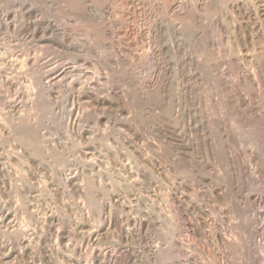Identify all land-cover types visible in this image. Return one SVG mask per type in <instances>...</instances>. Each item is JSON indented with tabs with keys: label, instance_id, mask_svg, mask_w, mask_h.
I'll use <instances>...</instances> for the list:
<instances>
[{
	"label": "rangeland",
	"instance_id": "374dc122",
	"mask_svg": "<svg viewBox=\"0 0 264 264\" xmlns=\"http://www.w3.org/2000/svg\"><path fill=\"white\" fill-rule=\"evenodd\" d=\"M0 57V264H264V0H0Z\"/></svg>",
	"mask_w": 264,
	"mask_h": 264
},
{
	"label": "bare ground",
	"instance_id": "6f19581e",
	"mask_svg": "<svg viewBox=\"0 0 264 264\" xmlns=\"http://www.w3.org/2000/svg\"><path fill=\"white\" fill-rule=\"evenodd\" d=\"M38 1V0H37ZM220 1V0H219ZM249 1V0H248ZM76 2V1H75ZM243 4H245V3H243ZM27 5V4H26ZM72 5V4H71ZM225 5V4H224ZM35 6V5H34ZM78 6L79 5H77V8H78ZM189 6V5H188ZM256 6V5H255ZM80 7H82V6H80ZM79 7V8H80ZM180 7H182V6H180ZM197 8V7H196ZM256 8V7H255ZM254 8V9H255ZM17 9V8H16ZM80 9H83V8H80ZM205 9V8H204ZM236 11V10H235ZM9 12V11H8ZM61 12V11H60ZM83 12V11H82ZM57 13V12H56ZM201 13V12H200ZM231 13H233V12H231ZM62 14V13H61ZM67 14V13H66ZM199 15V14H198ZM233 15V14H232ZM16 16V15H15ZM257 16V15H256ZM16 18V17H15ZM55 18V17H54ZM255 18V17H254ZM186 19V18H185ZM196 19V18H195ZM261 19V18H260ZM65 20V19H64ZM188 20V19H187ZM240 20V19H239ZM10 21V20H9ZM12 21V20H11ZM59 21V20H58ZM186 21V20H185ZM191 21V20H190ZM59 23V22H58ZM262 23V22H261ZM70 24V23H69ZM3 25V24H2ZM8 26V25H7ZM16 28V27H15ZM192 29V28H191ZM18 30V29H17ZM195 30V29H194ZM260 31V30H259ZM34 32V31H33ZM62 36V35H61ZM48 37V36H47ZM46 38V37H45ZM13 39V38H12ZM53 39V38H52ZM21 40V39H20ZM19 41V40H18ZM28 42V41H27ZM45 45V44H44ZM20 46V45H19ZM9 47H11V46H9ZM51 47V46H50ZM49 47V48H50ZM48 48V49H49ZM53 48V47H52ZM16 49V48H15ZM54 49V48H53ZM170 49V48H169ZM24 51V50H23ZM57 51V50H56ZM63 51V50H62ZM65 51V50H64ZM46 52V51H45ZM51 52V51H50ZM89 53H91V52H89ZM27 54V53H26ZM35 54V53H34ZM49 54V53H48ZM67 55V54H66ZM63 56V55H62ZM36 57V56H35ZM51 57V56H50ZM1 58V57H0ZM53 58V57H52ZM29 59V58H28ZM34 59V58H33ZM71 59V58H70ZM69 59V60H70ZM16 62V61H15ZM71 63V62H70ZM237 64V63H236ZM11 65V64H10ZM16 65V64H15ZM215 65H217V64H215ZM2 66V65H1ZM57 66V65H56ZM14 67H16V66H14ZM260 67V66H259ZM23 68V67H22ZM40 70V69H39ZM46 71H48V70H46ZM51 72V71H50ZM49 72V73H50ZM59 72V71H58ZM12 73V72H11ZM34 73V72H33ZM70 74V73H69ZM21 75V74H20ZM26 75V74H25ZM44 75H46V74H44ZM47 77V76H46ZM51 77V76H50ZM62 78V76L60 75V76H58V78ZM33 78V77H32ZM58 78H56V79H58ZM60 78V79H61ZM30 79V78H29ZM59 79V80H60ZM8 80V79H7ZM38 83V82H37ZM41 83V82H40ZM56 83V82H55ZM59 83V82H58ZM70 84V83H69ZM72 84V83H71ZM74 84V83H73ZM72 84V85H73ZM86 84V83H85ZM51 85V84H50ZM57 85V84H56ZM71 85V86H72ZM32 86V85H31ZM41 86V85H40ZM45 86V85H44ZM47 86V85H46ZM53 86V85H52ZM70 86V87H71ZM82 87V86H81ZM71 88H73V87H71ZM67 89H68V87H67ZM18 90V89H17ZM16 90V91H17ZM40 91V90H39ZM49 91V90H48ZM4 92V91H3ZM18 93V92H17ZM23 93H25V92H23ZM47 95V94H46ZM43 96V95H42ZM75 96V95H74ZM12 100V99H11ZM21 101V100H20ZM95 101V100H94ZM10 102V101H9ZM36 103V102H35ZM93 103V102H92ZM16 104V103H15ZM100 104V103H99ZM14 106V105H13ZM45 106V105H44ZM45 108V107H44ZM24 109V108H23ZM25 111V110H24ZM17 112V111H16ZM54 112V111H53ZM4 113V112H3ZM21 113V112H20ZM11 117V116H10ZM27 117V116H26ZM94 117V116H93ZM1 118V117H0ZM84 118V117H83ZM3 119V118H2ZM17 119V118H16ZM9 120V119H8ZM90 120V119H89ZM16 122V121H15ZM19 122V121H18ZM6 124V123H5ZM74 124V123H73ZM26 125V124H25ZM84 125V124H83ZM11 128V127H10ZM23 128V127H22ZM26 129V128H25ZM12 130H13V128H12ZM28 130V129H27ZM82 130V129H81ZM15 131H17V130H15ZM17 134V133H16ZM18 134H19V132H18ZM31 135V134H30ZM24 136V135H23ZM10 138V137H9ZM18 139V138H17ZM21 140V139H20ZM18 141V140H17ZM4 142V141H3ZM23 142H24V140H23ZM26 142V141H25ZM10 144H11V142H10ZM35 144V143H34ZM38 144V143H37ZM52 144V143H51ZM5 146H7V145H5ZM22 146V145H21ZM34 146V145H33ZM94 146V145H93ZM29 147V146H28ZM31 147V146H30ZM88 147V146H87ZM34 149V148H33ZM34 151V150H33ZM14 152V151H13ZM16 152V151H15ZM54 152V151H53ZM37 153V152H36ZM43 153H45V152H43ZM1 154V153H0ZM55 154V153H54ZM103 154V153H102ZM119 154V153H118ZM20 155V154H19ZM38 155V154H37ZM127 155V154H126ZM115 156H116V154H115ZM121 156V155H120ZM50 157H51V155H50ZM20 158V157H19ZM32 158H33V156H32ZM52 158V157H51ZM8 159V158H7ZM47 161V160H46ZM53 161V160H52ZM59 162V161H58ZM25 165V164H24ZM90 165V164H89ZM2 166V165H1ZM15 166V165H14ZM7 167H8V165H7ZM5 168V167H4ZM94 168V167H93ZM5 171V170H4ZM24 171V170H23ZM9 172V171H8ZM16 172V171H15ZM25 175V174H24ZM103 175V174H102ZM113 175V174H112ZM4 176V175H3ZM41 176V175H40ZM51 176V175H50ZM25 177V176H24ZM32 177V176H31ZM42 177V176H41ZM101 177V176H100ZM103 177H104V175H103ZM112 178V177H111ZM4 179V178H3ZM82 179H84V178H82ZM114 181V180H113ZM85 183V182H84ZM90 183V182H89ZM46 184V183H45ZM93 184V183H92ZM72 187V186H71ZM91 188V187H90ZM71 190V189H70ZM92 190V189H91ZM103 190V189H102ZM19 191V190H18ZM82 192V191H81ZM86 192V191H85ZM95 192V191H94ZM107 193V192H106ZM105 194V193H104ZM90 195V194H89ZM91 196H93V195H91ZM1 199V198H0ZM22 200V199H21ZM37 201V200H36ZM91 201V200H90ZM25 203V202H24ZM91 205V204H90ZM26 206H28V205H26ZM34 206V205H33ZM94 206H95V204H94ZM101 206V205H100ZM97 207V206H96ZM17 209V208H16ZM93 209V208H92ZM7 211V210H6ZM92 213V212H91ZM25 215V214H24ZM37 215V214H36ZM46 216V215H45ZM135 216V215H134ZM25 217V216H24ZM47 217V216H46ZM129 217V216H128ZM28 219V218H27ZM134 219V218H133ZM21 221V220H20ZM150 222V221H149ZM153 224V223H152ZM155 224V223H154ZM30 226V225H29ZM1 230H2V228H1ZM44 230V229H43ZM121 230V229H120ZM21 231V230H20ZM114 232H115V230H114ZM126 232V231H125ZM13 234V233H12ZM121 234V233H120ZM12 236H14V235H12ZM7 237V236H6ZM91 237V236H90ZM89 237V238H90ZM4 238V237H3ZM8 238V237H7ZM21 238V237H20ZM59 239V238H58ZM85 239V238H84ZM121 239V238H120ZM21 240V239H20ZM31 240V239H30ZM57 240V239H56ZM73 240V239H72ZM91 240V239H90ZM14 241V240H13ZM124 244V243H123ZM40 245V244H39ZM49 245V244H48ZM103 245V244H102ZM101 245V246H102ZM113 245V244H112ZM118 245V244H117ZM17 246V245H16ZM111 246V245H110ZM121 246V245H120ZM19 247V246H18ZM99 247V246H98ZM91 248V247H90ZM101 248V247H100ZM22 249V248H21ZM231 249V248H230ZM116 250V249H115ZM114 250V251H115ZM232 250V249H231ZM5 251V250H4ZM52 251V250H51ZM97 251H98V249H97ZM117 253V252H116ZM17 254V253H16ZM93 254V253H92ZM167 254V253H166ZM30 255V254H29ZM87 255V254H86ZM90 255V254H89ZM156 255V254H155ZM160 255V254H159ZM3 256V255H2ZM106 256V255H105ZM108 256V255H107ZM162 256V255H161ZM110 257H112V256H110ZM163 257V256H162ZM162 257H161V259H162ZM165 257V256H164ZM30 258V257H29ZM91 258V257H90ZM16 260V259H15ZM35 261V260H34ZM102 261H103V259H102ZM136 261V260H135ZM149 261V260H148ZM95 262V261H94ZM37 263V262H36ZM107 263V262H106ZM132 263V262H131ZM8 264V263H7ZM159 264V263H158Z\"/></svg>",
	"mask_w": 264,
	"mask_h": 264
}]
</instances>
